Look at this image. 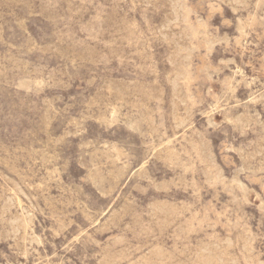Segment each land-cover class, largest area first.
Wrapping results in <instances>:
<instances>
[{
	"label": "rangeland",
	"instance_id": "374dc122",
	"mask_svg": "<svg viewBox=\"0 0 264 264\" xmlns=\"http://www.w3.org/2000/svg\"><path fill=\"white\" fill-rule=\"evenodd\" d=\"M0 264H264V0H0Z\"/></svg>",
	"mask_w": 264,
	"mask_h": 264
},
{
	"label": "bare ground",
	"instance_id": "6f19581e",
	"mask_svg": "<svg viewBox=\"0 0 264 264\" xmlns=\"http://www.w3.org/2000/svg\"><path fill=\"white\" fill-rule=\"evenodd\" d=\"M176 6V5H175ZM174 9V8H173ZM182 11V10H181ZM176 13V12H175ZM173 23H175V22H173ZM173 37V36H172ZM174 38V37H173ZM188 50V49H187ZM186 53V52H185ZM190 57V56H189ZM186 58V57H185ZM190 59V58H189ZM172 64V63H171ZM173 82V81H172ZM174 86H175V84H174ZM111 91V90H110ZM174 91V90H173ZM178 98V97H177ZM244 114V113H243ZM263 142V141H262ZM31 214V213H30ZM147 228V227H146ZM237 230V229H236ZM83 234V233H82ZM119 239V238H118ZM77 241V240H76ZM26 252V251H25Z\"/></svg>",
	"mask_w": 264,
	"mask_h": 264
}]
</instances>
